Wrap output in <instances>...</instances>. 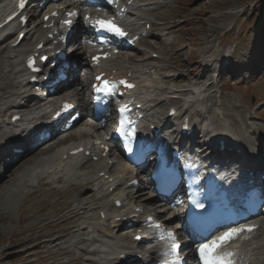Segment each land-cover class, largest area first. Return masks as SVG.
<instances>
[{
	"label": "rangeland",
	"instance_id": "374dc122",
	"mask_svg": "<svg viewBox=\"0 0 264 264\" xmlns=\"http://www.w3.org/2000/svg\"><path fill=\"white\" fill-rule=\"evenodd\" d=\"M162 3L163 7L152 14L155 19L157 18L153 36L147 37V40L143 39L135 50L121 52L120 58L113 63L116 65L119 63L123 69L144 73V75L142 73L135 75L136 81L140 82L139 86L141 85L139 97L152 102L149 105L154 108L153 112L160 115L161 120H163L161 114H166L171 106L177 107L179 113L183 115L191 108L196 110L198 107L196 101L188 105L184 103L183 91L187 90L186 94L192 95L191 90H193L199 94L198 98L200 96L203 98L201 92L204 90L206 102L210 105V114L213 109L222 111L225 117H229L234 122L240 136L247 139L252 146L253 139L258 136H252V130L247 129V126L256 124L264 130V120L255 113L257 107H261L264 103V0H163ZM76 37L75 41L81 43L89 41L88 37L92 38L90 33L84 38L80 35ZM12 39L14 40L15 36ZM9 43L8 41L3 44L4 46L0 49V69L3 71L7 68L8 51L5 48ZM31 43L32 39L28 44L31 45ZM229 53L232 54L234 61L229 69L226 68L225 73L222 63L225 64V56L227 54L229 56ZM130 56H132L131 60ZM83 58V65L77 67L78 71L74 72L73 77L67 81L68 84L63 86L60 93L78 88L80 83L89 86L88 80L91 76L86 75L83 78V75L89 72V56L85 54ZM122 70L120 72H125ZM232 70H237V74L231 80L228 74H231ZM10 80L11 78L6 75L5 81ZM211 82H214L213 86ZM0 86L10 95L17 91L5 84ZM219 86H221L220 91L217 89ZM87 87L82 93L85 100L88 93ZM152 98L154 99L151 101ZM61 99L57 98L58 101ZM188 99H192V96ZM1 108L3 107L1 106L0 110ZM11 112L4 117L5 122H8V114ZM259 114L264 119V108ZM206 118H211V115L208 114V117H205L201 114V118L195 116L193 121L202 122ZM81 130L94 132L93 135L95 133L104 135V132H97L91 127L87 129L82 122L70 133L74 135L76 144L87 142L79 138L76 140ZM7 132L12 133V131ZM30 154L25 153L22 159L27 158L24 161L30 163L38 156ZM116 158L117 155L114 154L110 162L115 161ZM63 161L66 162L65 165L69 163L67 160ZM117 161H119L117 168L126 166L119 158ZM25 164L23 163L22 166ZM93 168L94 166H89L88 172ZM80 193L81 191L74 192L67 186L60 185L48 187L45 185L37 190L31 188L24 193L6 196L4 199V193L0 192V199H2L0 200V264H80L78 260L83 262L89 258V256L81 258L80 256H83L81 252L74 250H69L70 253L67 256L60 257L62 254L60 246L64 248L70 244H76L75 236L66 237L61 241V245L53 250L46 249L50 242L42 241L43 236L66 232V226L59 224L65 219V214L60 213L61 205L64 204L63 209H66L70 204H74ZM129 197L133 206L139 205L136 195ZM105 205L108 204L105 203ZM133 206L125 205L126 209L129 208L128 210H131ZM108 210L111 214L118 210L123 211L122 208L117 210L115 207ZM168 212L161 219L170 217L173 213L171 211L168 215ZM177 222L175 220V223ZM48 223L52 227L43 229V225ZM175 223L170 224L176 227L179 223ZM71 234L73 235L74 232ZM124 234L128 233L121 230L115 236L119 240L122 238L123 245L129 246L130 236ZM180 234L182 235V232ZM259 235L260 233L255 235L256 237H250L252 240L247 238L240 244L246 243V240L259 243L261 242V235ZM247 253L245 257L249 255L248 260L258 258L256 251L252 252V256L250 251Z\"/></svg>",
	"mask_w": 264,
	"mask_h": 264
},
{
	"label": "bare ground",
	"instance_id": "6f19581e",
	"mask_svg": "<svg viewBox=\"0 0 264 264\" xmlns=\"http://www.w3.org/2000/svg\"><path fill=\"white\" fill-rule=\"evenodd\" d=\"M162 1L163 0H139L135 4V6L131 8L132 11H130V13L133 17L132 20L134 23L132 26H129V27H130L131 31H133L134 35L143 34L144 32H147V36L153 35V31H155L154 25L156 24V22L152 21V20H154L153 19L154 17L152 16V14H153V12L158 11L161 7H163L164 4L162 3ZM71 2L72 1L66 2V3L70 4V6H74L75 8H78V9L83 7L81 5V3H79V2H75L73 4ZM84 14H87V12H84L82 15H84ZM77 23H78V25H77V28H75V31L78 32V34H81L82 36L88 35L89 34V31L87 29L88 27L84 26L82 24L81 20L78 21ZM147 25L151 26L150 31H146ZM41 26L43 27V24H41ZM38 27L39 26H36L35 30H33L34 31L33 35L29 38L27 36L22 41V43H20L21 45L18 48L13 49L9 45L10 43L5 48V50L8 51V55L6 57L7 58V68L5 71L0 69V84H2V85L5 84V86H9L12 88H20V89L15 94L10 95V94H7L5 92V89L2 86H0V105H4V107H5L4 110L0 111V119L2 117L4 118L6 116V114L12 110H14V111L29 110L30 114H34L37 110L36 109L37 104L34 103V101L33 102H24L22 100V102H17L15 100V96L18 98H21L22 95L24 93H26L25 89L28 87L30 88V86L22 85V83H20L21 82V76L24 72L23 64L20 62V59H21L20 56H22L23 52L26 51L25 45L23 44L24 42L27 43V42H29L30 39H32V43L29 46H33L32 48H35V46L38 43L42 42V39L46 38L45 35L44 36L41 35V33H40L41 29H38ZM6 32H7L6 33V35H7L6 40L2 41L1 40L2 35H0V46L5 44L6 42H8L9 39L13 38L12 35L14 34V28H12ZM29 33L30 32L28 31V34ZM18 34H19L18 32L17 33L15 32V38L17 37ZM95 43L96 42L95 41L93 42L92 39L88 42H86V41H83V43L80 42L79 46L77 48H75L74 54H72L71 62L75 66H78L79 64L83 65V63H81L84 59L83 55H85L87 53L88 55H90V58H91L92 56H94V53H96L98 46H96ZM230 55L232 56V54L229 53V56ZM11 56H14L13 59L11 58ZM155 59H157V58H155ZM122 64H124V63H122ZM122 64H120V65H122ZM222 65L224 66L223 72L226 73L227 64L222 63ZM125 67H127V66H125ZM122 69L123 68H121V70ZM113 70H117V68L112 66L110 71H113ZM92 71H93L92 69L89 70V72H87L86 74L83 75V78L86 75L90 77L92 75ZM120 71H119V73L122 74ZM122 71H125V70L123 69ZM223 72H221V73H223ZM234 72L236 73V71H234ZM130 73H132L133 77H134V75L137 72L127 70L123 75L128 76V74H130ZM142 74L144 75V73H142ZM6 75H8V77L11 78L10 81H5ZM141 78H143V76ZM139 79H140V77H139ZM72 81H74V80H72ZM175 81H177V80L175 79ZM211 83H212L211 85L213 86L214 82H211ZM87 86L88 85H84L83 83H80V87H78V88L70 89V90L62 92L60 94H57L59 92V91H57V93L55 92V94H57V95H55L53 97H48V100H50L51 98H60L62 96H64V99H69V100L75 99V100H77L79 107H81L82 111L86 113L87 104L85 103V98L83 99L82 93L86 89ZM144 87H146V86L144 85ZM217 89L220 90V87H217ZM187 92H188L187 90L183 91V95L189 96L190 94H186ZM197 92H199V91L197 90ZM201 95H203L204 97L202 98L200 96L199 98H197V96L192 94L190 96H193L194 98L189 99V101H188V103L194 102V101H196V103H198V107L196 108V110H192L189 112L190 113L189 115L191 117H194V116L201 117V114H204L205 117H208V114L211 115V118H206L205 122L202 123L203 126H204V123L206 124V126H205L206 130H205V133L199 132L200 133L199 138H198V141H196L199 144V147H197V148H200L203 150V148L208 146V140L212 139L214 137H216V139H217L216 141L218 142V144L220 142V139H223L224 136H226V141L229 139L237 140V138H240L241 137L240 132L237 129V127H235L234 122L231 121L229 119V117H225V115H223V112L220 111L219 109H216V110L213 109L212 113L210 114V105H208L206 102V95L204 94V90L201 92ZM147 103L150 104L149 99L147 100ZM146 109H147V107H146ZM169 112H170V110L167 111V114L164 116L162 122L172 123V120L174 118L167 117V116H169ZM258 112L259 111L255 112V113L258 116H261ZM13 114H15V113H13ZM13 114L11 116H10V114H8L9 115V121L13 117ZM153 115H154V113L151 109L146 116H147V118H150V120L153 124H156V128L161 127V125H160L161 118L156 117V114L154 117H152ZM185 117H189V116L185 114ZM217 118H220V120H217ZM7 128H8V122H7L6 126H4V122H0V150L2 152H4V150L2 148L6 147V149H9L11 144H13V142L10 139H8V137H10V136L5 135L4 131ZM247 129L252 130L251 135L252 136L257 135L258 138L253 139V145L252 146H250V143L247 139H245V138L241 139L244 150H245L244 154H242V155H246V157H248L250 159L254 158V159H256V162L261 160V162H262L261 165H263V169H264V130L261 127H257L256 124L248 125ZM95 131L104 132L103 136L107 135V133H108L107 132L108 129L104 125L100 126V127H95ZM81 132H84V131L81 130ZM92 133H94V132H92ZM75 134H77V133H75ZM70 135H72V134H70ZM98 135H99L98 133H95L93 135L95 138V142H97V139H103L102 135H99V136ZM57 137H58L57 135H54L53 140L56 139ZM3 142H7L6 145H4ZM64 142H65V140H63L61 138V139L54 141L53 143L50 142L49 145L46 147H40V145H39V146L34 147L31 150H28V148H26L27 147L26 146L25 151H31L30 152L32 154V155L30 154L31 156H33L35 154H37L38 156L30 163H28V161H24L27 158H24L23 160H21V158H20L19 161H12L13 162L12 167L10 169L5 170V172L2 174L3 176L0 178V192L4 193L3 199L6 196L15 195L18 193H24L26 190L31 189V188L37 190L38 188H43V186H45V185H47V187H48L50 185L55 186V184H56V185H60V186H67L71 191H74V192L75 191H81L80 195L77 197V199H78L77 202H75L74 204H70L66 209H63L64 204L61 205L62 211H60V213L65 214V219L62 220L61 222H59V224L61 226H66L67 230H66V232H64L62 234H51V235L43 236V238H42L43 242H50V245H48L46 249L47 250L56 249L61 245V241L66 239V237L75 236L74 240L77 241V244H75V243L70 244L64 248L62 245L60 246L61 251H62V254L60 257L67 256L70 253L69 250H74V251L81 252V254L83 256H86V255L90 256V260L86 261L87 258L84 260L86 262H84L83 260H82L83 262L78 260V262L80 264H116V263L119 264L120 262L118 263V261H119L118 256H116V257L114 256L115 253H113V254L112 253H110V254L109 253H103V252H99L98 249L104 245L107 248H110L111 246H115L114 252H115V250H118V249H122V250H126V251L132 250L131 247L123 245L120 242V240H118L116 238L117 236H115V235H117V233L119 231L121 232V229H123V227H125V225H126L123 222L116 223V219L119 217H130L133 213L132 209H136V208L153 213L154 210L150 209V208L151 207L153 208V206L155 205L154 203H156L157 199L156 198L146 199V198L142 197L141 194L136 192V194H137L136 195L137 196L136 201L139 203L140 206L135 205V206H133V208H131V210H128V209H126L125 205L123 204V206H122L123 211L120 212L121 214L113 215L117 211H115L113 214H111L108 210V209H110V207H109L110 203H112L111 199H112L114 207H115V198H116L115 196H117V192H118L117 190L126 186V183L124 182V180L126 182L130 181L129 179H127V176L130 175L131 172H127L124 170H118V172H115V174H114L112 169L115 168V165H114L115 163L110 165L109 161H108V160H110L109 158L106 159L105 162L102 165H100L99 167L93 168L91 171H89L87 173L81 172L84 165L81 164V166H80L81 168H78V166L80 164H75V167H74L73 163H70V160H73L75 157H72L69 155V152H70L69 150L65 151V152L63 151L61 153H60V151L58 152V150L60 148H62L61 146L63 145ZM23 145L24 144L21 143V145L18 146L17 149H20L21 147H23ZM224 151H226L227 154H229V152H231V151H228V149H226ZM216 153H223V152L216 150L215 154ZM256 153H257V156H255ZM4 155L5 154H3V156ZM21 156L22 155L20 154V155H16L15 157H21ZM65 157H66V159H65ZM80 157H82L81 159H83V161H85L84 155H82ZM2 158L3 157H0V161L3 160ZM7 158H9V156ZM63 160H67L69 162L67 164L68 166L65 165L66 162H64ZM23 163H26V164L24 166H22ZM54 168L56 169V171L54 172L55 173L54 176L46 174L47 171L54 169ZM102 174H105V177H101ZM110 174H114V176H111ZM106 177H108V178H106ZM29 186H31V187H29ZM113 187H116V189L113 192H110V190ZM124 188L130 189V191H133L129 187H124ZM92 196H94V197H92ZM91 197H92V199H91ZM104 199L109 200V203H107L108 205H105V203L102 202V200H104ZM0 200H2V199H0ZM87 200H90V201H87ZM117 200L122 201V199L120 197L117 198ZM102 212H105L104 218L100 217ZM153 216H155L156 220L162 221V219H161L163 217L162 214L156 213ZM167 221H168V223L173 222L171 219H169ZM105 222H107L106 224H108V225H106ZM164 225L166 226V228L169 227V226H167V223L166 224L164 223ZM48 227H52V226L49 225V223H48V224L43 225L42 228L45 229ZM86 231H92L91 234H93V235L91 236V234H90L89 238L84 239V238H82V236L84 235V233ZM128 231H129V229H128ZM181 231H182L183 235H186L185 231L183 229H181L180 232ZM72 232H74L73 235L71 234ZM258 232L261 235V238H260L261 242L255 243V242L251 241L250 243H247V240H246L245 242L248 245L245 248H240L241 253H240V250L238 248H231L229 250V253L234 252L235 255L237 253L235 258H240L242 260L241 261L238 259L237 264H264V260H263V256H264V223H263L262 227L258 230ZM110 234H112V235H110ZM85 235L87 236V233ZM133 235H134V233L131 235L132 238H133ZM183 238H185V237L183 236ZM131 243L135 244V242H133V241H131ZM248 251L251 252V254H250L251 256H252V252L256 251L258 258L248 260L247 257L249 255L247 257H245L246 254H248L247 253ZM191 255L192 254H187L186 260H189V259L192 260L193 259L192 263L195 264L194 263L195 255L194 256H191ZM83 256H80V257L82 258Z\"/></svg>",
	"mask_w": 264,
	"mask_h": 264
},
{
	"label": "snow or ice",
	"instance_id": "6c2138e0",
	"mask_svg": "<svg viewBox=\"0 0 264 264\" xmlns=\"http://www.w3.org/2000/svg\"><path fill=\"white\" fill-rule=\"evenodd\" d=\"M107 3L110 5H116L118 6V0H107ZM20 8L23 9L25 6V0H20ZM53 15H56V13H53ZM69 17H75L77 16V13L74 11L68 12ZM45 19H48V17H45ZM89 18L85 17V20L87 21ZM64 23H66L69 27L72 25V20L68 19ZM94 28L98 27L101 31H105L108 33H111L118 37H126L127 33L116 24L115 20H103V19H97L93 25ZM44 59H47L44 57ZM94 59L99 60V57H94ZM35 62L31 61L30 66L34 67ZM34 70H39L34 67ZM99 79V78H98ZM121 83H124L126 87H133L132 85L127 84V82L122 81ZM107 87V85H105ZM97 91H101L100 88H97ZM66 108L69 107L68 105L65 106ZM127 111V109L122 108L120 109L121 113H124ZM121 127L119 129V132L122 136L128 137L129 135L135 134V129H131V133L127 132L125 129V121L121 120ZM200 207H203V205H200ZM159 227V225H157ZM253 231V228H237V229H227L222 234L216 233L214 235L206 237L203 241L199 242L196 247V251L199 254V260L200 264H234V261L231 259V257L234 255L233 253H221V249L227 245L231 240L235 239L238 235H240L242 232ZM168 237L171 240V252L169 255L173 257L171 264H180L179 259V251H180V244L176 239L175 233H168ZM139 239V237H137Z\"/></svg>",
	"mask_w": 264,
	"mask_h": 264
}]
</instances>
